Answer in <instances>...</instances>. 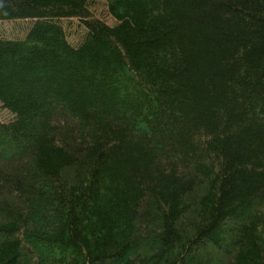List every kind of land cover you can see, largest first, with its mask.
<instances>
[{
  "label": "trees",
  "instance_id": "trees-1",
  "mask_svg": "<svg viewBox=\"0 0 264 264\" xmlns=\"http://www.w3.org/2000/svg\"><path fill=\"white\" fill-rule=\"evenodd\" d=\"M3 21L29 25L0 34V264H264V0Z\"/></svg>",
  "mask_w": 264,
  "mask_h": 264
},
{
  "label": "rangeland",
  "instance_id": "rangeland-1",
  "mask_svg": "<svg viewBox=\"0 0 264 264\" xmlns=\"http://www.w3.org/2000/svg\"><path fill=\"white\" fill-rule=\"evenodd\" d=\"M92 14L102 18L105 22L112 24L113 19L107 15L104 5L98 4L90 8ZM28 21H3L0 22V34L8 37H22L24 35L25 29L28 27ZM66 30L68 31L69 41H76L77 32L81 31V25L77 23L76 19H71L68 23H65ZM11 116L9 113L0 108V120L6 121Z\"/></svg>",
  "mask_w": 264,
  "mask_h": 264
}]
</instances>
